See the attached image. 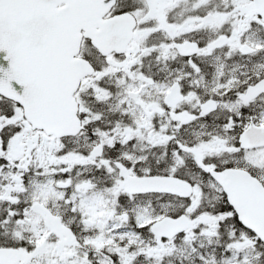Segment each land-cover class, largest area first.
I'll use <instances>...</instances> for the list:
<instances>
[{"label": "snow or ice", "instance_id": "1", "mask_svg": "<svg viewBox=\"0 0 264 264\" xmlns=\"http://www.w3.org/2000/svg\"><path fill=\"white\" fill-rule=\"evenodd\" d=\"M0 264H264V0H0Z\"/></svg>", "mask_w": 264, "mask_h": 264}]
</instances>
